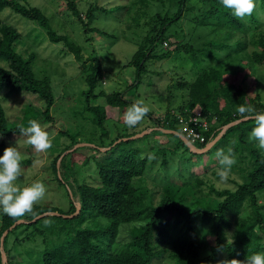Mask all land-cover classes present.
<instances>
[{"label": "trees", "instance_id": "obj_1", "mask_svg": "<svg viewBox=\"0 0 264 264\" xmlns=\"http://www.w3.org/2000/svg\"><path fill=\"white\" fill-rule=\"evenodd\" d=\"M64 1L70 13L80 21L85 32L96 30L95 27H89V24L94 10L103 9V6L96 3L90 4L85 11L87 20H83L76 0ZM138 1L143 5L148 3V0ZM151 1L164 9V13H156L155 22L127 63L134 67L135 78L139 79L146 61L150 58L164 59L169 56V52L153 54L159 43L162 46L166 41L174 45V51L184 52L194 60L197 59L198 54L214 59L212 65L201 69L192 80L182 79L174 83L180 89H186L187 100L176 109L167 108L161 117L154 119L155 126L177 130L185 135V132L176 126L175 112L183 113L185 109L200 110L210 123L209 130L205 133L206 137L213 139L222 126L239 118L236 113L238 105H251L257 112H264V103L260 101L258 95L251 97L248 93L249 87L245 89L241 87V84L233 82L236 70L230 68V62L235 59V54L238 57L244 51L245 41L234 38V34L237 31L245 32L246 28H250L243 29L248 20L247 16L244 19L236 18L230 10L222 6L220 0ZM5 8H10L15 13L37 22L45 28L52 42H62L74 55L76 61L81 63L87 86L83 92L86 102L84 110L94 115L93 120L96 123L101 124L106 119V113L99 105H91V98L104 96L110 106L123 108L126 105L127 101L121 91L106 93L98 88L103 78L99 60L93 56L83 58L82 47L71 41L67 35L56 33L41 9L20 3L18 0H0V12ZM182 19L187 20L188 23L192 22L193 28L206 30L210 27L208 30L212 32L213 38L205 40L199 46L194 45L191 42L192 38L184 37L181 31ZM173 22L179 23L178 29L170 27ZM19 37L20 32L13 25L0 20V62L4 63L0 64V90L7 89L8 94L36 95L42 101L43 109L36 108L31 103L25 104L20 116L9 120L5 108L0 103V155H3L4 148L10 146V142L23 137L19 127H27L29 120L34 119L37 122L52 120L50 109L54 104V94L50 79L47 75L41 78L35 76L31 62L33 55L25 58L15 48ZM255 44L257 48L251 52L248 60L251 63L264 64L263 31L259 32ZM233 46L239 51L231 49ZM220 50H228L224 55L226 65L222 62L223 56L220 57L217 52ZM239 61L241 62L240 59ZM231 66L233 67V64ZM239 125L240 123L228 127L220 139ZM136 132L120 134L117 138L128 137ZM155 132L160 131L152 130L145 135ZM60 133L65 134L63 130ZM170 135L177 139L176 147L170 149L183 147L185 151H189L178 136ZM239 139L231 147L233 152L240 147L242 137L240 136ZM131 140L120 141L113 145L112 141L110 148L112 150L116 145ZM160 142L166 143L164 140ZM74 143L60 149H53L57 151V154L51 161V168L57 180L62 178L65 168V154H62ZM205 144L195 143V146L202 148ZM95 149L99 150L97 147ZM157 153L160 154L159 151H156ZM189 153L197 155L190 151ZM248 153L250 169L241 183H237L234 188L222 189L211 185L208 186L207 194H203L201 186L204 181L198 177L201 172H207L209 169H200L201 172L188 171V176L179 177L176 184L166 179L158 187L159 190H155L150 186L143 187L144 184L140 181L145 178L147 166L151 165L149 155L141 156V153L134 149L122 150L115 157L98 165L99 180L96 178L93 182L95 185L77 182L74 184L77 203L80 204L77 215L91 210L96 216L107 219L108 223L101 228L77 229L60 244L45 250L41 264H153L155 260H161L165 255L173 264H214L219 253L225 254L227 260L235 258L240 261H245L256 253L264 254V205L258 202V193L264 191V155L256 148L249 149ZM61 155L57 169L56 162ZM163 160L164 163L167 162L165 156ZM238 162L239 159H236L235 164L237 165ZM23 163L30 164L31 159L21 160V165ZM215 164L220 167L218 160ZM134 178H139L136 185L133 184ZM157 194L159 198L155 201ZM205 198L209 202H205ZM147 201L148 204H145ZM75 209L76 205L71 203L67 213ZM47 211L59 212L53 206L34 205V214H26L21 218L29 221L34 216ZM46 216L55 217L56 215ZM0 217V236L5 229L19 219L12 218L2 211H0ZM172 219L182 221L190 230L191 223L198 219L209 222V226L204 228L202 236L198 239L173 236L165 226V223H169ZM37 221L28 225L35 224ZM126 223L131 224V228L126 240L120 241L122 230L120 226ZM8 233L4 236L3 243ZM209 237L212 239L210 240ZM221 247L223 250H218Z\"/></svg>", "mask_w": 264, "mask_h": 264}, {"label": "rangeland", "instance_id": "obj_2", "mask_svg": "<svg viewBox=\"0 0 264 264\" xmlns=\"http://www.w3.org/2000/svg\"><path fill=\"white\" fill-rule=\"evenodd\" d=\"M18 1L41 9L56 33L67 35L71 41L82 47L83 58L89 56L97 58L103 72L102 83L98 88L106 93L121 91L127 101L123 108H119L108 105L104 96L91 98V105H99L106 113V119L101 124L96 123L93 120L94 115L84 110L86 102L83 92L87 86L81 63L76 61L74 55L62 42H52L45 28L37 22L15 13L10 8H5L0 12V20L13 25L20 32L15 45L16 50L25 58L33 55L31 62L35 76L41 78L47 75L54 94V104L50 109L52 120L38 122L42 129L49 133L52 147L45 152H36L30 145L25 144L26 137L24 136L9 143L21 153L22 160L31 159L30 164L21 165L23 175L15 183L20 187L28 186L35 181H40L45 185V196L35 205L53 206L62 214L74 213L75 211L67 213L71 203L73 205L77 203L74 184L77 182L95 185L93 182L96 178L99 180L98 165L115 157L124 149L137 150L141 156L149 155L151 165L147 166L145 178L140 181L144 184L143 187L150 186L155 190H159L158 187L166 179L176 184L179 177L188 176V171L201 172L200 169H209L207 172H201L198 177L204 181L201 186L203 194H207L208 186L211 185L222 189L234 188L237 183H241L250 169L249 149L256 148L264 155V150L259 149L256 142H250L248 139L255 124L251 119L241 122L239 126L229 131L222 139L219 138L208 151L202 154L191 155L183 147L172 150V147L177 145V139L169 133H160L161 131L123 142L112 150L111 148L100 150V148L111 147V144L113 145L121 138H117L120 134L133 131L138 133V131L146 130L145 128L148 130L154 127V119L161 117L167 108L176 109L186 102V89H180L174 83L182 79L192 80L201 69L212 65L214 59L198 54L197 59L194 60L184 52L174 51V45L166 41L162 46L159 43L153 54L169 52V56L164 59L152 57L147 60L137 79L134 67L127 63L155 22L156 13H164V9H161L154 1L148 0V3L143 5L138 0H76L83 20H87L85 11L90 4L96 3L103 6V9L94 10L89 24V27H95L96 30L87 32L84 31L80 21L67 9L64 0ZM254 2L255 10L251 16H247L248 20L243 26V29L246 27L251 29L246 28L245 32L237 31L234 34V38L245 41V47L242 55L237 57L235 54V59L230 62V68L236 70L233 82L241 84V87L245 89L249 87V95L251 97L258 95L260 101L264 103V64L251 63L248 60L251 52L257 48L255 40L259 32H264V0H254ZM180 23L184 37H191V42L196 46L213 38L212 32L208 30L210 27L206 30L193 28L192 22L188 23L183 19ZM170 27L178 29L179 23L173 22ZM231 49L239 51L235 46ZM217 52L220 57L223 56L222 62L226 65L224 55L228 50ZM0 64L4 63L0 62ZM139 100H142L151 110L141 123L129 128L124 123L123 113ZM0 103L5 108L9 120L20 116L25 104L31 103L36 108L43 109L42 101L36 95L8 94L7 89L0 90ZM178 128L181 129L180 126ZM62 130L65 134L60 133ZM240 136L242 137L240 147L234 150L235 159H239V162L232 166L234 169L231 170L228 182L218 183L216 170L219 167L217 163L215 164L217 160L215 153L221 149L227 152L236 140H240ZM161 140L166 143H161ZM73 142L75 143L67 149L68 153L65 154L62 178L57 180L51 168V161L57 154V151L53 149L70 146ZM156 151L160 154H156ZM164 156L167 159L166 163L163 160ZM138 179H133L134 185ZM158 198L157 194L155 201ZM205 202H209L208 199L205 198ZM258 202L264 205V191L258 193ZM145 204H148V201ZM19 219L24 220V218ZM37 220L32 225L18 223L8 233L1 247L7 253V264H41L45 250L60 244L77 229L101 228L108 223L107 219L96 216L91 210L83 211L79 216L75 214L69 219L44 216ZM46 220L50 221L47 225ZM165 226L173 236L198 239L202 236L204 228L209 226V222L201 219L195 220L191 223V230L182 221L175 219L165 223ZM130 228L131 224L127 223L120 226V230L122 229L120 241L126 240ZM224 261H227L226 255L219 253L214 264H223ZM153 264L173 263L165 255L161 260H155Z\"/></svg>", "mask_w": 264, "mask_h": 264}, {"label": "clouds", "instance_id": "obj_3", "mask_svg": "<svg viewBox=\"0 0 264 264\" xmlns=\"http://www.w3.org/2000/svg\"><path fill=\"white\" fill-rule=\"evenodd\" d=\"M225 9L231 11L238 19L251 16L255 10L254 0H220ZM151 109L142 100L134 102L123 113V120L127 127L132 128L142 122ZM236 113L243 121L254 120L255 124L249 133V141L256 142L257 147L264 150V112H257L251 105H238ZM19 132L26 137L25 144L30 145L36 152H45L52 147L49 133L42 129L36 120H29L28 126L19 127ZM215 156L220 165L216 170L218 183H227L232 166L236 163L232 148L227 152L218 150ZM21 153L14 146L4 148L0 155V211L12 218H21L26 214H34L33 206L42 200L46 193L45 185L35 181L28 186L20 187L15 182L23 175L21 167ZM50 221H45L49 224ZM218 250H223L222 247ZM223 264H264V254L256 253L245 261L231 259Z\"/></svg>", "mask_w": 264, "mask_h": 264}, {"label": "water", "instance_id": "obj_4", "mask_svg": "<svg viewBox=\"0 0 264 264\" xmlns=\"http://www.w3.org/2000/svg\"><path fill=\"white\" fill-rule=\"evenodd\" d=\"M241 122H243V120L238 118V119L233 120V121L227 123L226 125L222 126L220 131L218 132V134L209 143L205 144L202 148H197L194 144H192L188 140V138L185 135L181 134L179 131L173 130V129H169V128H163L161 126H155V127H152V128H150L148 130L146 129L144 131H141V132H138L136 134H133L131 136L119 138L114 144H116L117 142H120V141H127V140L135 139V138H138V137H142L143 135L147 134L148 132H150L152 130H159V131L164 132V133L174 134V135L178 136L183 141V143L186 145V147L189 149L190 152H192L194 154H202V153H205L206 151H208L213 146V144L222 136V134L224 133V131L228 127L233 126V125L238 124V123H241ZM109 148L110 147L100 148V150L104 151V150H108ZM67 153H68V150L64 151L62 155L67 154ZM62 155L59 157V159L56 162L57 169L59 167V160L62 157ZM58 176H59V172H58ZM79 210H80V204L76 203L75 212L72 213V214H62V213L57 212V211H47V212H43V213H40V214L36 215L34 218H32L29 221L18 219L12 225H10L7 229H5L3 231L2 235L0 236V245H1L0 248L2 247L4 236L10 230H12L14 228V226L16 224H18V223H32V222H35L37 219H39L41 217H44L46 215H56V216H61L63 218H72V217L75 216V214H77L79 212ZM0 251H1V264H7L6 253L3 251L2 248L0 249Z\"/></svg>", "mask_w": 264, "mask_h": 264}, {"label": "built area", "instance_id": "obj_5", "mask_svg": "<svg viewBox=\"0 0 264 264\" xmlns=\"http://www.w3.org/2000/svg\"><path fill=\"white\" fill-rule=\"evenodd\" d=\"M174 113V112H173ZM177 126H180L188 140L195 143H209L212 139L206 137L210 123L207 117L200 110L192 111L185 109L183 113H176Z\"/></svg>", "mask_w": 264, "mask_h": 264}]
</instances>
